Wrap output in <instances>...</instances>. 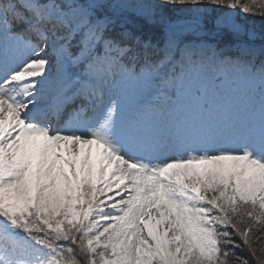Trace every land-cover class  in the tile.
I'll return each instance as SVG.
<instances>
[{"label":"snow or ice","instance_id":"obj_1","mask_svg":"<svg viewBox=\"0 0 264 264\" xmlns=\"http://www.w3.org/2000/svg\"><path fill=\"white\" fill-rule=\"evenodd\" d=\"M253 262L264 0H0V264Z\"/></svg>","mask_w":264,"mask_h":264},{"label":"trees","instance_id":"obj_2","mask_svg":"<svg viewBox=\"0 0 264 264\" xmlns=\"http://www.w3.org/2000/svg\"><path fill=\"white\" fill-rule=\"evenodd\" d=\"M244 19H246L247 21H250V22H255L257 27H259L260 25V17L258 16H252V15H248L246 17H243ZM246 254V253H245Z\"/></svg>","mask_w":264,"mask_h":264},{"label":"rangeland","instance_id":"obj_3","mask_svg":"<svg viewBox=\"0 0 264 264\" xmlns=\"http://www.w3.org/2000/svg\"><path fill=\"white\" fill-rule=\"evenodd\" d=\"M253 264H254V262H253Z\"/></svg>","mask_w":264,"mask_h":264}]
</instances>
